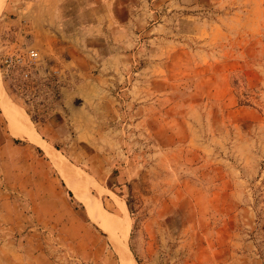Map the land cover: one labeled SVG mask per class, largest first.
I'll list each match as a JSON object with an SVG mask.
<instances>
[{
    "label": "rangeland",
    "instance_id": "obj_1",
    "mask_svg": "<svg viewBox=\"0 0 264 264\" xmlns=\"http://www.w3.org/2000/svg\"><path fill=\"white\" fill-rule=\"evenodd\" d=\"M29 48L62 76L0 70V264H264V0H0Z\"/></svg>",
    "mask_w": 264,
    "mask_h": 264
},
{
    "label": "built area",
    "instance_id": "obj_2",
    "mask_svg": "<svg viewBox=\"0 0 264 264\" xmlns=\"http://www.w3.org/2000/svg\"><path fill=\"white\" fill-rule=\"evenodd\" d=\"M0 70L11 82H44L60 84L62 68L48 65L46 59L35 48L0 55Z\"/></svg>",
    "mask_w": 264,
    "mask_h": 264
},
{
    "label": "crops",
    "instance_id": "obj_3",
    "mask_svg": "<svg viewBox=\"0 0 264 264\" xmlns=\"http://www.w3.org/2000/svg\"><path fill=\"white\" fill-rule=\"evenodd\" d=\"M68 31L64 29V27H61L58 28V31L54 32L56 39L54 41L52 57L59 61H69L66 57H68L72 51H75V57L70 56L72 57H69L70 60L77 59V56L81 54L79 49H76L79 39L77 34L72 35L70 31V34H68Z\"/></svg>",
    "mask_w": 264,
    "mask_h": 264
}]
</instances>
